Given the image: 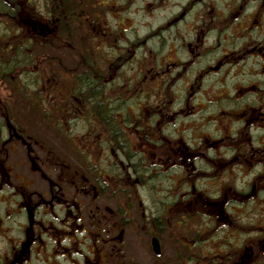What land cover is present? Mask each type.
<instances>
[{
	"label": "flooded vegetation",
	"instance_id": "1",
	"mask_svg": "<svg viewBox=\"0 0 264 264\" xmlns=\"http://www.w3.org/2000/svg\"><path fill=\"white\" fill-rule=\"evenodd\" d=\"M16 1L5 0V3L0 0V58L7 56L3 62L0 59V70L11 69V74L15 70V54L19 51L24 54H32L34 50L36 53L44 54L47 49L50 52L58 50V44L55 43L59 42L53 41L56 34H60L62 37L68 34L75 35V28L71 26V16L74 13H77L78 17L86 14L88 18H91L90 23L83 22L81 27L87 28L88 43L93 50L97 49L99 53L83 50L75 68L68 73L61 72L59 79L62 86L58 87V98L61 102L59 107L61 129L74 120L87 121V123L82 122L80 133L76 135L77 139H80L81 142L87 140V144L83 143V149L87 151L88 157H90L88 148H95L96 152L101 151L97 164L90 159L87 161L84 160L85 158L81 159L83 163L88 162L89 169L87 168L85 173L88 180L94 183L91 184L93 189L100 190L102 187H109V181L123 180V177L135 184H140L143 173L159 176L160 168L164 166H168V172L172 173L177 181H182L185 176L190 180L194 178L192 180L195 182L216 181L218 185L220 177H222V174H219V169H221V173L223 169L229 172L227 169L229 165L238 166L240 174H235V177L244 181V186L233 188V186L222 185L220 189L215 187L212 194L217 198L216 200H209L208 197L202 198V191L192 184L189 186L190 194H195V203L204 202L207 206V208L201 207V211H196L195 214L221 224L222 227L216 229L214 236L217 237L221 232L231 229L228 233L229 236L223 234L221 238H216L215 243L219 245V251H229L233 264L260 262L264 258V187L255 184L254 179L257 173H254L250 168L243 170L242 167L256 165L264 167V165L260 162L250 164V160L239 157L232 163H225L221 158H218L220 160H215L211 156L207 158L203 151L217 152L219 150L222 153L228 151L226 147L221 150L223 143L227 142L225 134L236 132L234 126L239 124L237 122H241L245 133L260 136L257 144H254L255 142L251 139L244 143L248 155L256 157L259 152H264V141L262 143L260 141L264 134V111L259 107H249L258 102V105H263L264 108V95L251 94L250 96L255 97L254 100L247 99L249 95L241 94V92H238L241 95H217L215 98L206 100L204 106L198 110L195 109L192 102L190 103L195 95H189L179 109H171L174 99L169 100V105H166L164 96L158 95L161 85L160 79H157L158 73L147 75L142 68L136 70L138 67H134L132 70L135 75L131 77V73H128V65L123 63L126 58L125 49L116 48L115 54L113 56L106 55L105 60L107 61L100 64V57L108 54L106 45L111 44V37L117 38L122 43L123 37L130 32L132 25L129 30V27H124V22L129 14L128 7L133 5L132 0H87V5H83L82 0H25L31 10L29 17L19 16L20 11L18 12ZM136 1L142 2V6L152 3L151 0ZM237 2L238 0L187 1V9L191 13H194L200 5L202 13L211 12L205 16L208 18L207 21H204L205 25L202 26L201 22H199L200 24L195 23V26H198L197 36L200 37L199 31L203 36H206L205 32L211 33L213 36L211 46L201 45L199 51L193 52L191 49L189 52L193 56L200 57L209 53L211 49L222 48L226 52L221 51V56H226L232 54L235 49V55L239 56L245 53V47H236L238 40L248 36V40L252 41L250 36L260 29L262 39L257 40L256 43L253 41L252 47L249 48V54H254L250 55L251 61L254 62V71L262 72L254 74L257 79L233 80L232 84L233 87L240 88H246L248 84L257 85L259 86L257 89L261 91V87L264 86V21H261L264 20V2H262L258 14L246 15L244 12L240 14L239 7L246 6L247 0H241L242 4L239 3L237 15L232 21L237 25L234 27H230V23L219 25L218 22L226 17L217 15V7L221 5V8L225 9L221 3L232 5ZM82 8H84L83 12ZM54 19L57 22H54ZM52 22L53 24H51ZM251 22L259 23L252 29H249L248 26L242 27L243 23ZM21 27H24L25 30L22 31ZM190 29L195 31V27H190ZM217 38H220V42L218 46H215ZM97 39L99 45L94 47ZM40 46L43 47L42 50H40ZM195 46H197L195 43L187 45L188 48ZM214 52L216 51L211 53ZM84 54L88 55L93 63L92 66L97 67L99 72L88 67V73L91 72V77L96 81L99 80L105 86L104 93L111 100L107 102L104 99V111H95L94 106L87 110L84 107L86 100L95 102L89 93L94 89L88 91V94L84 90L81 94L78 88L70 89L69 81L73 77L87 74L86 65L80 62ZM60 65L63 67L62 63ZM165 69L162 71L163 74L168 70L170 72L169 66ZM208 69L218 71L214 70L212 66H209ZM64 73L66 75L63 79ZM123 73L131 78H127ZM12 79L14 77L9 74L6 81ZM145 83L154 93L146 101L142 96H137L138 92H143L142 87ZM129 87L131 88L129 89ZM63 88H65L64 92ZM246 105L249 106L244 108ZM228 107H231V110L225 109ZM241 108H243V112L239 111ZM183 110V115H180ZM227 113L231 115V118L229 126L226 127L224 124H219V121H225ZM68 114L72 117L67 116ZM67 117L72 120L67 121ZM102 118L104 120H101ZM190 122L198 124L190 126ZM17 131L19 129L9 121L8 126L0 127V239L4 246L0 251V264H102L106 258L103 255L107 252L98 248L102 243L110 246V252L121 253L124 244L119 237L122 236V228L131 223L127 220L125 216L127 210L122 205L125 198L131 196L116 188L119 192L115 191V194L119 196L117 197L118 206L114 212L119 216L118 224L109 222L104 225L101 221L88 222L87 225L81 224L80 205L76 201L78 194L76 196L74 190H64L63 183L66 181L61 174L57 175L55 180L49 179L43 174L46 189L43 192L31 190L33 182L29 178L19 177L15 184L14 166H16V161L12 157L15 155L16 143L18 145V140H21L20 137H17L19 135ZM168 132H171L172 135L169 136ZM236 134L239 135V132ZM164 144L170 146L172 151L170 158L162 160L149 152V150L160 148ZM81 149L82 147L79 151ZM86 155L84 154V156ZM29 160L31 171L33 162L31 159ZM100 164L106 169L103 181L93 175L95 168ZM138 165L141 166L136 171L134 167ZM206 166V171L202 172ZM118 167L124 170L118 171ZM218 167L220 168L218 169ZM113 170H116V173ZM76 175H78V171ZM190 180L184 179L183 181L188 183ZM73 181L68 180V183L75 186V181ZM220 192H222L221 196ZM216 195L220 197H216ZM109 199L112 200V198ZM229 213H233V215L230 216ZM229 216L234 219H230ZM255 216L260 217V224L256 225L251 222ZM245 218L250 219L249 224L247 226L240 225L239 221ZM183 220L186 221V218L184 217ZM155 225V230L160 232ZM104 226L108 227L107 230ZM102 230L110 233L107 235L108 238L103 236ZM117 233L118 238L116 237ZM80 237L84 238L83 242H79ZM148 237L149 241L153 237L159 241L160 255H153L152 259L157 262L163 258V247L155 233L149 234ZM207 237L204 239V243L212 241ZM182 240L188 244V246L184 245L189 248L188 250L196 242L195 239L182 238ZM116 243H118L117 248L115 247ZM81 246L84 248L83 250ZM146 246L150 248L149 243ZM101 251L103 257H101ZM148 253L152 256L151 248L148 249ZM93 257H95L94 260H92ZM118 259L116 264H135L132 261L120 260L121 257Z\"/></svg>",
	"mask_w": 264,
	"mask_h": 264
},
{
	"label": "rangeland",
	"instance_id": "2",
	"mask_svg": "<svg viewBox=\"0 0 264 264\" xmlns=\"http://www.w3.org/2000/svg\"><path fill=\"white\" fill-rule=\"evenodd\" d=\"M2 1L5 2V0ZM151 1L152 3L148 4V6H142V2L139 5L138 1L135 2V0H132L134 5L129 10L127 17L128 21L126 19L124 27L132 25L128 34L137 33L139 37L146 34L149 28L151 29L157 26L152 30L156 31L157 28L162 27V31L160 32H162L163 37H151V41L148 42L149 46H165L167 48L169 45L172 49L173 46L175 47L174 44H177V47H173L171 52H163V50L161 53L159 52L160 64L169 63L173 59L176 65L169 68L170 72L169 70L164 74L162 71L155 72L158 73L157 75H159V77H157V79H160L161 84L159 86L158 95L164 96L166 105H169V100L174 99L171 109L177 110L183 105V101H185L189 95H195L190 103L192 102L196 107L195 109L198 110L204 106L206 100L215 98L217 95L226 96L229 94L233 96L245 93L249 95L247 99L254 100L255 97L250 95L260 94V91L257 89L259 86L257 85L248 84V87L242 89L240 87H233L232 84L233 80L257 79L254 74L262 72L259 70L254 71V62L250 59V55L254 54H249V48L252 47L253 41L256 43L257 40L262 39V31L260 29L257 33L253 34V36H250L252 41L248 40V36H244L238 40L236 47H245V53L242 55H235L234 49L232 54L221 56V51L226 52V50L219 48L216 52L210 53V55L206 57L204 55L202 57L193 56L189 52L191 49H193V52H196L199 51L201 45L211 46L213 44L212 34L205 32L206 36H203L202 32L199 31V37L197 36L198 26H195V23L199 22L202 23V26L205 25L204 21L208 20L205 16L209 15L211 12L202 13L201 5H198L199 7L195 9L194 13L189 12L187 9L188 0ZM262 2H264V0H247V5L241 8L239 7V3L242 4L241 0H238L236 4L232 5L229 3H221L225 9L221 8V5L219 7L216 6L218 9L217 15H222V17L226 18H222L218 24L230 23L229 26L234 27L237 24L232 21H234V16L237 15L236 12H238V7L240 14L242 12L246 15L258 14ZM87 3V0H82L83 5H87ZM16 5L18 6V12L20 11L18 13L19 16H30L31 10L27 6L25 0H17ZM140 6L141 8H139ZM81 11L83 12L84 8H82ZM71 18V26L75 28V35L68 34L62 37V35L56 34L53 41L59 42L55 43L58 44L59 49L52 52L47 49L42 55H46L48 58L43 57L40 62L39 57H36L35 63L24 65L25 74L21 75L19 80L12 79L11 81H6L0 74V127L8 126L9 121L15 128L19 129V131H17L19 133L17 137L21 138V140H18L19 144L17 145L16 143L14 150L15 155L12 157V159L16 161V166H14L15 184H17L19 177L29 178L33 182L31 186L33 189L31 190L43 192L46 190L43 174L52 180H55V177L61 174L66 181L63 183L64 190H74L76 196L78 194V199L76 201L78 205H80V221L81 224L86 225L88 222L96 223L97 221H101L104 225L109 222H117L118 224L119 216L114 210L118 206L117 197L119 195L115 194V191L119 189L122 190L123 193L131 196L125 198L126 200H124L122 205V207H125L127 210L125 216L131 223L122 228L123 233L119 239L123 240L122 243L124 245H122L121 253L114 251L110 252V246L105 245V243L100 244L101 246L98 248H101L104 252L107 251L105 255H103L102 251L100 252L101 257H106L105 262H102L100 259L102 264H116L119 257H121L120 260L132 261L135 264H233V259H230L229 251H219V245L216 243H204V239L207 235L213 234L217 228L222 226L219 222H212L211 219L205 216L195 214L196 211H201V207L207 208V206L204 202H194L195 194H190L189 186L191 184L197 186V189L202 191V198L208 197L210 200H216L217 198L212 194L215 187L220 189L222 185L227 187L233 186V188L235 186H244L245 182L235 177V174H240L238 166L229 165L227 167L229 172L223 169L222 173L221 169H219L220 167H218L220 170L219 174H222L218 185L216 181L195 182L192 180L194 178L190 180L185 176L182 181H177L173 174L168 172V166H164L160 168L159 178L156 175L152 180H149L148 177L151 174L143 173L141 177L142 182L140 184H135L133 181L123 177V180H118L116 178L117 180L108 182V186L112 191L109 187H102L100 190L95 187V190L93 189L91 184L94 183L88 180L85 173L88 164L86 162H81L84 154H87V151L83 149V143L87 144V140L81 142L76 136L77 133H80L82 122L87 123V121L83 119L74 120V122L64 125L63 129H61L62 125L60 122L61 112L59 107L61 102L58 98V87L62 86V84L59 75L63 72L68 73L75 68V64H77L83 50L85 52L90 51L92 53H99L97 49L93 50L88 43L89 32L87 28L81 27L83 22L87 24L90 23L91 18H88L86 14H83L82 17H78L77 13H74ZM53 21L57 22L56 19ZM258 23L259 22H251L249 24L243 23L242 27L248 26L249 29H252ZM51 24H53V22ZM53 27H55V25H53ZM190 27H195V31L190 29ZM21 28L22 31L25 30L24 27ZM194 35L196 36L195 39ZM190 40H193L197 46L188 48L185 43L187 41L190 42ZM219 42L220 38H217L214 45L218 46ZM98 45L97 39L94 47H98ZM42 49L43 47L40 46V50ZM32 54H36V52L33 50ZM204 57L205 65L203 70H198L194 74V67H199L198 65L201 63V58ZM169 58L171 59L169 60ZM242 58L244 59L241 60ZM145 61L148 66L152 63V59L149 57H147ZM60 63H62L63 67ZM135 63L138 62L132 61L128 63L129 65L127 66L128 73H131V77L135 75L134 70H132L134 67H138L136 70L141 69V65L137 66ZM209 66H212L214 70L218 71L209 70ZM37 72L40 74L42 73L43 85L37 88V91L41 94H39V100L35 99L37 102L35 105L33 102H30V98L26 97L27 91L24 87V83L28 80L30 81V77H33V73L37 74ZM65 75L66 73L63 74V79ZM124 75L127 78H131L128 77L127 74ZM130 88L131 87H129V89ZM32 89L33 88H30L28 90L30 91ZM64 90L65 88H63V92ZM238 92H241V94ZM262 92L261 94L264 95V89ZM145 94L146 98L154 93L152 89H149ZM258 104L257 102V104L253 106L246 105L244 108L247 106L254 108L259 107L264 111L263 105ZM225 109L231 110V107ZM239 111L243 112V108L239 109ZM183 113L184 110L180 115H183ZM67 116L72 117L70 114ZM68 118L69 117H67V121L72 120ZM230 118L231 115L227 113L225 115V121L220 120L219 124H224L226 127L229 126ZM237 123L239 124L234 126L236 132L232 131L229 135L225 134L227 142L223 143L221 150L223 147L228 148V151H224L226 154L219 150L217 152L203 151V154L207 155V158L211 156L215 160H220L218 158H221L225 163H232L233 160L239 157L240 159L250 160V164L260 162L264 165V152H259L256 157H252V155H248L247 148H245L246 145L244 144L248 142L246 141L248 139L253 140L255 142L254 144H257L260 136L258 134L251 135V133H245V129H242V123ZM196 124L190 122V126ZM238 132L239 135L236 134ZM2 136L6 137L5 135ZM260 141L261 143L264 141V134ZM230 145L231 147H228ZM81 147L82 149L79 151ZM94 149L95 148H88L90 154L88 159L97 164L99 162L98 155L101 151L96 152ZM149 152H152L157 158H162V160L168 159L172 155V151L168 144H164L160 148H154L152 151L149 150ZM29 159L33 162L31 171ZM92 166L95 167L94 164H92ZM206 168L207 166L202 169V172H205ZM248 168L252 169L254 173H257L254 179L255 184L264 187V167L261 165L242 167L243 170ZM117 170L123 171L124 169L118 167ZM77 171L78 175H76ZM114 173H116V170ZM184 179L190 181L186 183L183 181ZM68 180H74L75 186L69 184ZM72 187H74V189H72ZM221 194L222 192H220V196ZM220 196L216 195V197ZM109 198H112V200ZM191 215H193V217H191ZM229 215L232 216L233 213H229ZM184 217L186 221L183 220ZM259 218L260 217L257 218L255 216L251 222L256 225L260 224L261 219ZM230 219L234 218L230 217ZM249 220L245 218L239 221V224L247 226ZM86 225H84V227H86ZM154 225L160 232L155 230ZM104 228L107 230L108 227L104 226ZM106 230H102V234L106 236L105 238H108L107 235L110 233ZM230 230L231 229H227L225 232H221L217 237L221 238L223 234L229 236L228 233H230ZM153 233L159 238L164 251L163 258L157 262L152 260L153 254L151 256V254L148 253V249L150 248L146 246V244L150 243L148 235ZM81 237L79 238V242H83ZM116 237L118 238V233ZM182 238L186 240L195 239V245L188 250L189 248L186 247L188 244L182 240ZM1 241L0 239V251L4 248ZM115 247H118V243L115 244ZM81 249L83 250L84 248L81 246ZM94 259L95 257L92 258V260ZM255 264H264V258Z\"/></svg>",
	"mask_w": 264,
	"mask_h": 264
},
{
	"label": "trees",
	"instance_id": "3",
	"mask_svg": "<svg viewBox=\"0 0 264 264\" xmlns=\"http://www.w3.org/2000/svg\"><path fill=\"white\" fill-rule=\"evenodd\" d=\"M135 2H136V0H135ZM139 5H140V3H139ZM132 6L128 7L129 10ZM139 8H141V6ZM155 28H153V27L151 29L149 28V30L146 32V34H144L141 37H139V35L137 33L126 34V36L123 37L122 43H120V40H117V38L111 37V39H110L111 44L106 45L108 54H105V56L103 55L100 57V64H103V63H105V61H107V60H105L106 55L110 54L111 56H113L115 54V51H116L115 49L118 48V49H122V50L125 49L126 56L125 55L124 56L126 58L123 61V63L129 65L128 63H131L132 61H137L138 63H135V64L137 66L141 65L140 68H142L143 72L147 75H152L153 72L163 71L168 66H169V68H171L172 66H175L176 62L173 59L169 63H166V64L165 63L160 64V59H159V56H160V53L162 50H163V52H165V51L171 52V50H173L174 46L172 47V49L169 45L167 46V48L165 46H163V47L149 46L148 42L151 41L150 40L151 37H153V36H157L158 38L163 37L162 32H160V31H162L161 30L162 27L157 28L156 31H152ZM129 30H130V26H129ZM195 37L196 36L194 35V39H195ZM193 43H194L193 40H190V42L187 41L185 44L187 46L188 44H193ZM174 45H175V47H177L176 43ZM103 47H105V45H103ZM213 51H217V50L211 49L209 51V53H206L203 55L206 57L207 55H210V53ZM42 54L43 53L36 54V55L35 54L30 55V54L21 53V51H19L17 54H15V70H14V73L11 74V71H10L11 69L9 70L8 68L5 70H0L1 77H5L7 79V76L9 77V74H10L14 77V80H19L21 78V75L25 74V69L23 68L24 65L26 66V65H31V64L35 63L36 57H39V61L41 62V59L43 57H46V55H42ZM203 55H201L200 57H202ZM147 57L152 59V63L149 66H148L147 62L145 61L147 59ZM205 57L201 58V61H200L201 63H199V65H198L199 67H197V68L194 67V69H193L194 74L198 70H203V67L205 65ZM6 58H7V56L5 55V56H3L2 59L1 58L0 59L3 62ZM46 58H48V57H46ZM170 59L171 58H169V60ZM80 62L82 64L86 65L87 74H83L81 76L73 77L71 79V81H69L70 89H72V88L77 89L78 88V90L81 94H83L82 93L83 90L85 91V93L88 94V91H90L91 89H94V91L89 92V93L91 94V98L93 100H95V102H93V101L88 102L86 100L85 101L86 106H84V107L87 110V108L89 109V107H90V109H92L91 107L94 106L93 108L95 111H104V109H105L104 104H103V103H105L104 99L107 102H110L111 100L104 93L105 86L102 85L99 82V80L96 81V79H93L91 77V72L88 73V67L91 68L95 72H98V69H97V67L94 68L92 66L93 63L90 60V58L88 57V55H86V54H84L82 56ZM179 69H180V67H179ZM34 77H36V78H34ZM42 79H43L42 73L40 74L39 72H37V74L33 73V77H30V81L28 80L26 83H24V87L26 88V91H27L26 97L30 98L31 99L30 102H33L35 105L37 103L35 101V99L39 100V94H41L39 91H37V88L41 87L43 85ZM190 81H192V80H190ZM30 88H33V89L29 91L28 89H30ZM149 89L145 83L144 87H142L143 92L138 93L137 96L143 95V100L146 101L149 97L147 96L145 98V95H146L145 92ZM242 89H245V88H242ZM261 89H264V86H262ZM236 90H238V89H236ZM28 91H29V93H28ZM260 93H263V92L261 91ZM242 94H244V93H242ZM101 120H104V119L102 118ZM167 134H169V136L172 135L171 132H168ZM140 166L141 165L135 166L134 167L135 170L138 171L140 169ZM105 171H106V169H104V167L100 164V166L96 167L93 175L98 178L99 175H104ZM154 177H156V175L153 174V175H150L148 178H149V180H152ZM158 178H159V176H158Z\"/></svg>",
	"mask_w": 264,
	"mask_h": 264
},
{
	"label": "water",
	"instance_id": "4",
	"mask_svg": "<svg viewBox=\"0 0 264 264\" xmlns=\"http://www.w3.org/2000/svg\"><path fill=\"white\" fill-rule=\"evenodd\" d=\"M151 247H152V250L153 252L156 254V255H159V243L157 241L156 238H152L151 240Z\"/></svg>",
	"mask_w": 264,
	"mask_h": 264
}]
</instances>
